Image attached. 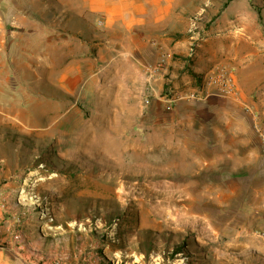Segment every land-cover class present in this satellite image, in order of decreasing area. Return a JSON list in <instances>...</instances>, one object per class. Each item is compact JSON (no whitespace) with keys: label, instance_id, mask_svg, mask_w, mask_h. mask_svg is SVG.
Returning a JSON list of instances; mask_svg holds the SVG:
<instances>
[{"label":"rangeland","instance_id":"1","mask_svg":"<svg viewBox=\"0 0 264 264\" xmlns=\"http://www.w3.org/2000/svg\"><path fill=\"white\" fill-rule=\"evenodd\" d=\"M14 1L0 0V264H264L263 140L150 87L86 1L69 0L54 39ZM162 1L181 62L235 14L264 58V0Z\"/></svg>","mask_w":264,"mask_h":264},{"label":"crops","instance_id":"2","mask_svg":"<svg viewBox=\"0 0 264 264\" xmlns=\"http://www.w3.org/2000/svg\"><path fill=\"white\" fill-rule=\"evenodd\" d=\"M83 1H86L84 9L91 6L98 10V15L104 17V24L111 33L118 57L132 63V69L144 70L147 74L152 72V67L159 61L167 62L165 76L159 74L152 77L150 73L147 77L150 87L157 85L160 93L162 87L169 86L174 93L172 100L177 103L196 99L212 116L211 128L214 131H242V145L249 146L264 139V58L260 50H256L259 37L247 31L249 21L243 20V15L235 14L234 20L227 21L233 23L227 25V31L218 29L214 34L205 32L201 37L195 36L198 48L189 65L187 60L181 62L175 56L180 43L176 34L182 28L181 21H177L176 13L172 10L173 2H170L169 7L162 0ZM10 6L8 10L17 17H23L21 21L24 22L34 17L35 12L43 15L41 11H44L51 23L47 31L48 38L54 39V21L66 19L64 16L72 7V2L15 0ZM86 9L81 12L84 18L86 15L88 17L90 11ZM85 21L88 22L87 18ZM70 43V40H64L63 45ZM52 45L55 47L58 44ZM222 69L229 71L236 81L235 96H224L214 82ZM240 106L242 113L237 111ZM220 152L217 160L224 155V150Z\"/></svg>","mask_w":264,"mask_h":264},{"label":"built area","instance_id":"3","mask_svg":"<svg viewBox=\"0 0 264 264\" xmlns=\"http://www.w3.org/2000/svg\"><path fill=\"white\" fill-rule=\"evenodd\" d=\"M194 53V48H190V56H192ZM167 69V62L165 60L157 63L155 66L152 67V76L156 75H162L165 76ZM214 82L217 84L219 90L224 96H235L237 93V86L236 81L233 78V76L230 74L229 71L226 69H222L214 78ZM168 101H172L171 99H168ZM168 109H171V106L167 107ZM262 146L264 149V139L262 142Z\"/></svg>","mask_w":264,"mask_h":264},{"label":"bare ground","instance_id":"4","mask_svg":"<svg viewBox=\"0 0 264 264\" xmlns=\"http://www.w3.org/2000/svg\"><path fill=\"white\" fill-rule=\"evenodd\" d=\"M119 90H120L119 94L122 93V91H126L125 86L122 85V87H120ZM105 139H107L106 136H105ZM111 139H113V138L111 137ZM113 140H114V139H113ZM105 141H106V140H104V142H105ZM107 141H108V140H107ZM108 142H109V141H108ZM108 142H107V143H108ZM110 142H111V141H110ZM105 144H106V143H105ZM108 145H109V144H108ZM113 146H114V143H113ZM108 148H109V147H108Z\"/></svg>","mask_w":264,"mask_h":264}]
</instances>
